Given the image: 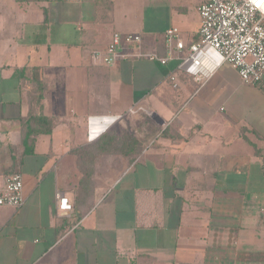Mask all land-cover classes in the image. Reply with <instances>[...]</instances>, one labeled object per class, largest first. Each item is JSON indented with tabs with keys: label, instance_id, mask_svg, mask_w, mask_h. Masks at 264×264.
<instances>
[{
	"label": "crops",
	"instance_id": "obj_1",
	"mask_svg": "<svg viewBox=\"0 0 264 264\" xmlns=\"http://www.w3.org/2000/svg\"><path fill=\"white\" fill-rule=\"evenodd\" d=\"M202 2L0 0V183L21 174L25 197L0 208V264H264V80L93 58L116 34L161 59L168 30L198 42ZM117 117L140 154L81 187L80 151Z\"/></svg>",
	"mask_w": 264,
	"mask_h": 264
},
{
	"label": "built area",
	"instance_id": "obj_2",
	"mask_svg": "<svg viewBox=\"0 0 264 264\" xmlns=\"http://www.w3.org/2000/svg\"><path fill=\"white\" fill-rule=\"evenodd\" d=\"M201 28L199 40L187 46L177 29L165 35L166 57L142 51L140 35H114L111 44L93 58L104 66L120 60L145 59L167 66L178 61V71L189 77L198 88L205 86L224 66L235 70L242 82L257 86L264 80V0H203L199 8ZM174 88L178 83L171 78ZM145 112L138 106L130 115ZM121 117L112 118L115 124ZM100 121L90 122L91 130ZM57 208L67 216L73 207L62 192L56 194ZM25 204L24 178L12 174L0 183V208L19 210Z\"/></svg>",
	"mask_w": 264,
	"mask_h": 264
},
{
	"label": "trees",
	"instance_id": "obj_3",
	"mask_svg": "<svg viewBox=\"0 0 264 264\" xmlns=\"http://www.w3.org/2000/svg\"><path fill=\"white\" fill-rule=\"evenodd\" d=\"M44 122L47 120H43ZM142 144L131 134H124L121 137L104 134L97 144L88 149L81 150L78 155L77 170L81 172L83 180L81 187L92 181L95 166L105 156H120L129 164L133 163L140 154Z\"/></svg>",
	"mask_w": 264,
	"mask_h": 264
},
{
	"label": "rangeland",
	"instance_id": "obj_4",
	"mask_svg": "<svg viewBox=\"0 0 264 264\" xmlns=\"http://www.w3.org/2000/svg\"><path fill=\"white\" fill-rule=\"evenodd\" d=\"M127 120L125 122H118L117 124L113 125V127L109 130L108 133H110L111 135H116V132L119 133V135L123 132V131H127L128 127L126 125ZM126 134H130V133H126ZM118 137V136H117ZM119 138V137H118ZM125 160L122 159L120 156H115V155H110V156H105L101 159V161H99L97 163V165L100 168H98L97 173L100 176V180H111V178H109L111 170L115 172L120 171L123 167H122V162H124ZM96 165V166H97ZM110 168V171H109ZM95 171H96V167L94 169V175H95Z\"/></svg>",
	"mask_w": 264,
	"mask_h": 264
},
{
	"label": "bare ground",
	"instance_id": "obj_5",
	"mask_svg": "<svg viewBox=\"0 0 264 264\" xmlns=\"http://www.w3.org/2000/svg\"><path fill=\"white\" fill-rule=\"evenodd\" d=\"M98 123V122H97ZM97 123L95 124V126H93L92 130L97 126Z\"/></svg>",
	"mask_w": 264,
	"mask_h": 264
}]
</instances>
